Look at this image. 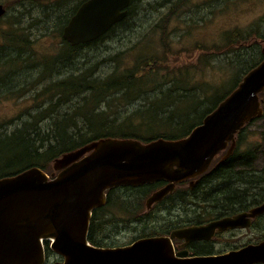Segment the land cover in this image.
Listing matches in <instances>:
<instances>
[{"label": "water", "instance_id": "obj_1", "mask_svg": "<svg viewBox=\"0 0 264 264\" xmlns=\"http://www.w3.org/2000/svg\"><path fill=\"white\" fill-rule=\"evenodd\" d=\"M131 0H86L64 26L62 37L72 46L99 39L125 19ZM0 3V19L6 14ZM264 59L188 136L157 139L103 138L63 154L49 176L38 167L0 179V264H45V242L63 257L55 264H264V240L221 254L189 256L175 252L173 239L210 240L217 232L248 228L264 213V202L239 212L173 230L169 235L147 236L129 244L102 247L88 240L95 209L106 202L107 191L164 180L167 185L148 199V207L173 190L176 183L206 172L212 160L237 133L263 115ZM87 151H92L86 155Z\"/></svg>", "mask_w": 264, "mask_h": 264}, {"label": "trees", "instance_id": "obj_2", "mask_svg": "<svg viewBox=\"0 0 264 264\" xmlns=\"http://www.w3.org/2000/svg\"><path fill=\"white\" fill-rule=\"evenodd\" d=\"M18 1L21 3L24 0ZM134 3L135 0L132 1V7L125 19L114 24L99 39L77 46H72L67 41L64 42L73 51L77 48L99 44L103 39L106 40L110 37L121 25L128 24L129 20L135 16L136 7L133 8ZM5 7L7 9V6ZM76 9L77 5L70 9L69 15L64 21L65 25ZM12 25L17 27H9L4 32L3 40L5 44L0 45V66L6 65L5 58L11 59L12 56L14 62L20 59L31 46L29 35L23 32L24 28L18 26L19 24L12 23ZM260 32L258 26H254L245 33L231 32L229 40L224 46L229 50L225 54H231L229 64L233 65L235 61L239 64L240 60L237 53L235 58L232 57L234 52L231 48L232 44L235 41H246L249 38L248 34L261 37L262 40L260 41L264 43V34H260ZM262 43H253L252 46L255 44V46H259ZM257 56H259L258 59L256 61L252 60L248 69L243 70L242 75L235 82H229V84L223 86L222 90L218 88L219 90L214 95L212 94V104L210 106L203 107L202 105L201 109L196 106L193 109L195 115L186 116L184 119L173 117L176 109L170 112L165 108L167 106H164L162 112L159 113L161 107L157 109V106L163 104V102H168L169 105L174 101L182 100L184 102L188 96L177 92V87H169L166 91L160 93L153 92L144 95L147 93V91H144L146 85L136 89L138 87L134 86V82L137 80L142 81L145 75L138 76L140 70L135 67L129 69L125 74L126 76H120L113 72L111 76L100 79L92 73L94 70L89 72V69H85L79 71L80 74L77 75L70 72L69 77L67 76L65 80H55L54 73L60 75V73H56L57 61H55L52 65L55 66L53 76L51 74L48 76L49 78L52 76V79L37 93L38 98L45 97L46 100L44 101L47 103L43 116L40 117L43 119L41 124L38 119L35 120V116H32V120L23 121L22 126L15 128L12 133L7 134L0 131V142H8L12 153L5 165L0 161V179L15 176L34 167L41 168L47 173L51 170L49 164H53L63 154L103 138L134 139L144 143L160 138L167 140L184 138L189 135L196 125L202 123L207 114L237 88L248 71L264 59V46ZM30 58L29 55L25 59ZM148 61L149 63L147 62V65H145L146 71L153 69V65H150L153 60ZM244 61L248 62L246 58L242 62L244 63ZM145 62L146 60L143 59L142 65ZM242 62L240 64H243ZM27 69L30 68L25 70ZM30 71H21L7 66L5 75L0 77V94H22L23 91L36 86L42 79H45L40 73V76L31 85H23L25 82L20 80L27 78L24 76H29ZM132 89L138 92L134 93ZM220 90L221 94L219 93ZM171 92L179 95L180 98H172ZM137 96H140L138 99L143 100L140 107L123 118L115 115L114 108L119 107L121 104L126 106L127 101H135ZM260 97L263 102V115L247 123L237 133L233 153L218 166H216L218 160L216 156L208 170L197 177L194 187L189 185L188 180L183 181L184 183H179L180 186L173 193L155 202L150 208L147 205L148 199L163 188L167 184L166 181L159 180L138 186H118L108 190V204L95 209L93 212L88 234V240L91 244L107 247L108 243L105 241L110 240L107 239L110 235L108 229L118 223L119 217L121 222L124 220L125 223H131L132 226L138 229L139 237H145L169 234L171 231L187 224H204L218 218L248 211L262 204L264 202V173L258 174L255 171L253 162L257 157L256 151L243 146L247 142V139H243L244 128L264 117V91L260 94ZM148 98L152 100L150 103L147 100ZM103 102L105 107L101 106ZM195 102L192 101L189 105ZM61 107L63 108L60 109ZM135 119H137L136 123ZM150 126L155 127L156 130L144 132ZM256 187L261 188L260 191H256ZM117 191L125 192V197L119 198V204H113V196L116 195L114 193ZM120 206H127V208L122 210ZM190 209H194L196 213L194 214L193 210L191 213L188 212ZM107 210L113 214H110ZM166 214H170L171 217H164ZM110 215H112L111 218ZM262 218H264V213L256 216L251 226L262 230L260 225ZM108 222L113 223L108 224ZM104 225L105 230L101 231ZM219 235H216L215 238L220 237ZM263 240L262 237L260 241ZM241 245L236 244L231 248H239ZM45 248L47 256L53 254L54 251L50 249L49 241L45 242ZM224 250H227V247H223L221 252ZM198 252V250H195V253ZM210 252L213 253V250L210 249Z\"/></svg>", "mask_w": 264, "mask_h": 264}, {"label": "rangeland", "instance_id": "obj_3", "mask_svg": "<svg viewBox=\"0 0 264 264\" xmlns=\"http://www.w3.org/2000/svg\"><path fill=\"white\" fill-rule=\"evenodd\" d=\"M79 1L24 0L20 3L18 0H0L1 4L7 6V14L0 19V45L5 44L4 32L13 26L12 23L22 26L23 32L29 35L31 41L30 49L24 56L15 62L12 56L11 59L5 58L6 65L21 71L31 70L29 76H24L27 78L20 80L25 82L23 85L26 86L31 85L40 73L45 77L22 94H0V131L12 133L15 128L22 126L23 121L32 120V116L41 124L43 119L40 117L43 116L47 103L44 101L46 98H38L37 93L52 79L55 67L52 65L55 61L56 73H60V75L54 73L55 80H65L70 72L77 75L80 74L79 71L85 69H89V72L94 70L92 73L100 79L111 76L113 72L124 76L129 69L135 67L140 70L138 76L145 75L142 81L134 82V86L138 87L136 89L146 85L144 91L147 93L144 95L177 87V92L188 96L184 102L174 101L171 105L163 102L157 106V109L161 107L159 113L164 106H167L165 108L170 112L176 109L173 117L184 119L186 116L195 115L193 109L196 106L199 109L202 105L210 106L218 88L222 90L224 85L235 82L243 70L248 69L249 63L258 59L257 55L264 46L260 41L261 37L253 34H248L249 38L244 42L235 41L231 46L234 51L232 57L235 58L237 53L240 60L239 64L235 61L233 65L229 64L231 54H225L229 50L224 47L233 31L245 33L258 26L260 34H264V0H138L135 16L128 24L121 25L110 37L95 46L77 48L73 51L64 42L62 32L70 9ZM253 43L262 44L252 46ZM29 55L31 58L26 60ZM245 58L247 61L250 60L243 63ZM143 59L146 60L144 65ZM148 60H153L150 63L153 69L150 71L145 70ZM241 62L243 64H240ZM6 65L0 66V77L5 75ZM26 68L30 69L25 70ZM50 74L52 76L49 78ZM139 97L137 96L135 100L137 102L127 101L126 106L121 104L114 108L115 115L123 118L132 113L143 102L138 99ZM171 97L180 98L174 92H171ZM149 99L151 98L147 99L150 103L152 100ZM192 101H196V105L195 103L189 105ZM101 106L105 107V103L103 102ZM136 121L137 119L135 123ZM155 130V127L150 126L144 132ZM243 139H247L244 147L256 151L257 157L253 162L256 173H264V117L244 128ZM91 152L87 151L85 156ZM222 153L221 151L216 159L221 157ZM11 154L9 143L0 142V161L3 165L8 162ZM49 165L51 169L47 172L49 176L52 173L58 174L65 168L61 164L57 165V169L54 163ZM260 189L256 187V191ZM120 208L123 210L127 206ZM164 217L171 216L166 214ZM124 225V231L107 237L110 239L105 241L108 243L107 247L118 246L133 241L136 237L139 238L138 229L131 223L124 222ZM260 225L262 230L254 226L248 230L238 231L233 237L231 234L220 236L215 239L217 246L224 247L227 242L236 244L259 242L262 237L264 239V218ZM49 260V264L58 261V254L53 252Z\"/></svg>", "mask_w": 264, "mask_h": 264}, {"label": "flooded vegetation", "instance_id": "obj_4", "mask_svg": "<svg viewBox=\"0 0 264 264\" xmlns=\"http://www.w3.org/2000/svg\"><path fill=\"white\" fill-rule=\"evenodd\" d=\"M86 0H80L78 3H77V9H78V7L83 3V2H85ZM132 1L133 0H131V2H130V5L128 6V13H129V10H130V8L132 7ZM137 1L138 0H135V3L133 4V8H135L136 7V9H137ZM76 9V10H77ZM76 12V11H75ZM74 12V13H75ZM128 13H127V15H128ZM72 16V15H71ZM71 18V17H70ZM237 139V138H236ZM230 146V145H229ZM229 146L225 149V151L223 150L222 152V156L221 157H219L218 158V160L216 161V166H218V165H220L222 162H224L225 161V158L227 159L230 155H231V153H233V149L235 148V146H236V141H235V146H234V148L229 152ZM221 153V152H220ZM219 153V154H220ZM224 156V157H223ZM201 175H199L198 177H200ZM190 180L191 179H188V181L187 180H184V182H188L189 183V185L191 186V184H190ZM196 180H197V178H196ZM183 181H182V183H184ZM179 183H181V182H179ZM179 183H176L175 184V187L173 188V190H171L170 192H168L164 197H166L167 195H169V194H171V193H173L175 190H176V188H178L180 185H179ZM167 185V184H166ZM165 185V186H166ZM164 186V187H165ZM163 187V188H164ZM191 187H194V186H191ZM162 189V188H161ZM114 194H116V195H114L113 196V204H115V203H118L119 204V202H120V200H119V198H124L125 197V192H123V191H117L116 193H114ZM108 191H107V194H106V202H105V206L108 204ZM118 197V199H116ZM163 197V198H164ZM111 200V201H112ZM147 203H148V201H147ZM154 203H152L151 205H149L150 207L153 205ZM104 205L103 206H101V207H104ZM100 208V207H99ZM169 210V209H168ZM192 210H193V213L195 214L196 212H195V210L194 209H190V210H188V212H192ZM107 212H109L108 210H107ZM110 213V212H109ZM110 214H113V213H110ZM234 215V214H233ZM109 218V217H108ZM123 221V220H122ZM253 221V220H252ZM118 223L117 224H114L113 225V227H111L110 229H108V231H110V235L109 236H111L112 234H114V233H116V232H122V231H124V227H125V225H124V221L123 222H121L120 221V217H119V220L117 221ZM210 222V221H209ZM113 222H108V224H112ZM208 223V222H207ZM205 224V223H204ZM196 225V224H195ZM198 225H200V224H198ZM188 226H192V225H185V226H183V227H188ZM183 227H180V228H183ZM252 226H250V227H248V228H251ZM99 228H101V227H99ZM248 228H234V229H227V230H225V231H219V232H217L216 233V235H219V236H224V235H227V234H231L232 235V237L235 235V234H237V232L238 231H243V230H248ZM177 229H179V228H177ZM105 230V225L104 226H102V228H101V231H104ZM172 232V231H171ZM170 232V233H171ZM169 233V234H170ZM169 234H163V235H169ZM215 235V236H216ZM156 236H162V235H156ZM215 236H214V238H212V239H210V240H194V241H190V242H185L184 240H181V239H173V244H174V247H175V252H176V254H177V252L178 251H181V250H188L189 251V256H195V255H211V254H221V253H225V252H227V251H230V250H233V249H239V248H241V247H243V246H245L246 244H242L241 245V247H239V248H231V247H233V246H235L236 245V243H231V242H227L226 243V245L224 246V247H227V250H224L223 252H221V249L223 248V247H218L217 246V243H216V238H215ZM145 237H147V236H145ZM139 238H142V237H139ZM139 238H135V239H133V241L134 240H136V239H139ZM133 241H130V242H128L127 244H129V243H131V242H133ZM121 245V244H120ZM117 246V245H116ZM210 249H212L213 250V253L212 252H210ZM195 250H198L199 252L198 253H195ZM49 257H50V255H48L47 256V251H46V260H45V264L46 263H48V260H49ZM56 262H54L53 264H55V263H57V262H62L63 261V257L62 256H59V260L57 261V260H55ZM49 262H50V260H49ZM49 264V263H48Z\"/></svg>", "mask_w": 264, "mask_h": 264}]
</instances>
